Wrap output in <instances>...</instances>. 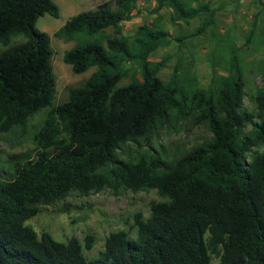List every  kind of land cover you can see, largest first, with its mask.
Here are the masks:
<instances>
[{
	"label": "trees",
	"instance_id": "1",
	"mask_svg": "<svg viewBox=\"0 0 264 264\" xmlns=\"http://www.w3.org/2000/svg\"><path fill=\"white\" fill-rule=\"evenodd\" d=\"M139 1L149 0L102 2L53 32L74 42L62 54L72 73L94 69L52 105L49 35L34 24L43 13L57 17L58 8L52 0H0V44L14 35L25 38L0 52V132L14 125L23 131L30 115L47 109L31 134L41 150L31 158L9 155L0 169V264H264V92L255 94L258 121H252L255 115L241 109L239 74L189 91L163 82L156 72L160 63L148 55L167 32L141 26L132 36L122 34L121 22L143 12ZM150 1L148 12L169 4L183 19L208 10L200 1ZM126 62L138 64L140 79L118 85ZM187 117L206 123L211 138L161 150L164 156L117 157L126 141L175 128ZM246 124L251 131L241 133ZM258 144L260 151L247 158ZM104 187L154 188L164 199L151 201L146 217L133 214V237L121 229L109 232L93 261L82 253V246L91 247V235L82 243L74 236L60 242L24 225L40 204Z\"/></svg>",
	"mask_w": 264,
	"mask_h": 264
},
{
	"label": "rangeland",
	"instance_id": "2",
	"mask_svg": "<svg viewBox=\"0 0 264 264\" xmlns=\"http://www.w3.org/2000/svg\"><path fill=\"white\" fill-rule=\"evenodd\" d=\"M52 1L58 8V16L43 13L34 25L49 35L55 77L51 103L55 105L66 98L69 87L83 82L94 67L78 74L72 73L69 65L63 62L62 54L74 42L54 37L53 32L71 15L92 9L105 1L112 6L113 0ZM196 1L204 3L208 10L190 19L176 17L169 4H165L157 13L148 12L153 2L139 1L138 6L143 12L121 22L122 34L132 36L141 26L166 31V38L150 52L148 59L160 63L156 72L163 82L171 80V83H177L188 91L194 87L205 88L209 83H219L223 76L239 74L243 91L241 109L255 115V94L264 92V0H191V3L194 5ZM110 31V28L106 29V32ZM24 39L22 35L11 36L7 44H0V52ZM124 66L127 73L118 85L127 83L133 77L140 79L137 63L126 62ZM174 69L176 72L172 76ZM46 112L45 108L30 115L23 131L14 125L0 132V169L7 168L5 160L9 155L22 153L31 158L41 150L40 143L33 140L31 134ZM252 121H258L256 115ZM250 131L251 124H246L241 133ZM211 135L206 123L194 124L192 118L187 117L175 128L162 127L136 143L126 141L116 150V154L124 159L159 151L164 156L161 150L170 153L192 148L208 141ZM260 149V144L252 146L247 158ZM110 166H103L100 170L107 171ZM163 199L154 188L131 191L104 187L88 194L69 191L62 199L38 205L37 212L27 218L24 225L30 226L37 235L44 231L60 242L74 236L82 243L85 235H91V247L85 249L82 246V253L87 260L93 261L103 248L104 238L109 232L121 229L133 237V214L140 212L142 217H146L149 203ZM216 261L217 258L212 256V263Z\"/></svg>",
	"mask_w": 264,
	"mask_h": 264
}]
</instances>
